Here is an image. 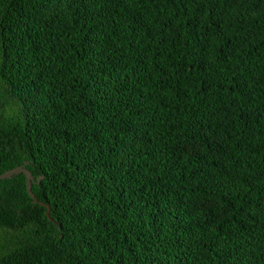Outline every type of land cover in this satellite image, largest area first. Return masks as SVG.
Listing matches in <instances>:
<instances>
[{
  "label": "trees",
  "instance_id": "1",
  "mask_svg": "<svg viewBox=\"0 0 264 264\" xmlns=\"http://www.w3.org/2000/svg\"><path fill=\"white\" fill-rule=\"evenodd\" d=\"M18 166L0 264H264V0H0Z\"/></svg>",
  "mask_w": 264,
  "mask_h": 264
},
{
  "label": "water",
  "instance_id": "2",
  "mask_svg": "<svg viewBox=\"0 0 264 264\" xmlns=\"http://www.w3.org/2000/svg\"><path fill=\"white\" fill-rule=\"evenodd\" d=\"M19 172H24L25 173V175H26L27 190L29 191L30 195L33 196V193H31V191H30L31 190V181L33 179V175L25 167L18 166V167H15V168L7 171V172H4L3 174L0 175V180L1 179H4V178L12 177V175L17 174ZM34 201L36 202L37 200L35 199ZM49 213H50V209L48 208L47 215H49Z\"/></svg>",
  "mask_w": 264,
  "mask_h": 264
}]
</instances>
